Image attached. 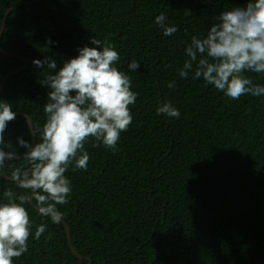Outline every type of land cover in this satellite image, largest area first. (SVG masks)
Wrapping results in <instances>:
<instances>
[{"label": "trees", "instance_id": "16d2710c", "mask_svg": "<svg viewBox=\"0 0 264 264\" xmlns=\"http://www.w3.org/2000/svg\"><path fill=\"white\" fill-rule=\"evenodd\" d=\"M36 0H0V28L12 5ZM246 0H40L8 16L0 50V100L17 112L5 142L19 153L17 138L30 140L25 118L42 127L48 70L32 61L44 56L58 68L94 36L108 37L120 53L118 69L131 77L133 122L115 154L85 145L87 171H72L63 225H53L28 206L35 225L48 223L39 241L14 264H264V97L229 100L203 79H182L192 36L204 37L218 14ZM161 12L179 31L165 37L155 23ZM187 31V35L185 34ZM51 38L52 45L45 44ZM135 60L140 68L128 71ZM27 62V63H26ZM264 85V76L249 73ZM175 80V89L167 87ZM171 102L180 117L158 116ZM39 140V132L35 143ZM11 147V146H9ZM20 161L17 160L16 163ZM5 172L8 170L5 169ZM0 177V198L15 185ZM8 182V183H7ZM51 233L45 242L44 237Z\"/></svg>", "mask_w": 264, "mask_h": 264}, {"label": "clouds", "instance_id": "9594fccd", "mask_svg": "<svg viewBox=\"0 0 264 264\" xmlns=\"http://www.w3.org/2000/svg\"><path fill=\"white\" fill-rule=\"evenodd\" d=\"M218 20L206 36L191 37L179 77L186 79L191 73L192 79H203L229 100L264 97V85L248 75L264 76V0H246L243 6L223 10ZM166 21V13L161 12L154 23L165 37H171L179 29ZM54 43L51 38L45 41L46 46ZM89 44L78 47V54L59 68L48 56L32 61L35 68L48 70L40 83L48 89L43 104L45 121L39 129L31 122L30 136L37 137L39 132L34 146L30 140L17 138L18 146L25 149L22 154L5 142L6 130L17 112L11 103L0 100V176L15 185V190L6 188L0 198V264H14L29 252L30 238L39 241L48 232V223L41 222L33 233L28 206L53 225L65 222L60 206L68 205L72 195L66 173L70 167L74 172L87 171L91 157L85 145L94 142L93 147L103 145L115 154L121 134L133 122L130 106L139 93L131 90V77L116 67L120 53L108 37L100 40L94 36ZM140 67L138 61L128 62L130 72ZM167 87L175 89L176 81ZM156 114L180 117L170 101L158 105ZM50 237L51 233L45 236V242Z\"/></svg>", "mask_w": 264, "mask_h": 264}, {"label": "water", "instance_id": "95a60500", "mask_svg": "<svg viewBox=\"0 0 264 264\" xmlns=\"http://www.w3.org/2000/svg\"><path fill=\"white\" fill-rule=\"evenodd\" d=\"M39 2H40V0H36V1H34V2L18 3V4H15V5L10 6V7L5 11V13H4V15H3L2 24H1V28H0V38H1V36L3 35L4 29H5V26H6V22H7V18H8V16H9V14H10L14 9H16V8H18V7H23V6H30V5H33V4H36V3H39ZM0 54H1V55H4V56H9V57H13V56H14L13 54L7 53V52L2 51V50H0ZM26 63H27V62H26ZM27 67H28V66H26V67H24V68H22V69L15 70V71H12V72H10V73H7V74L3 77V79H2V81H1V83H0V94H1V92H2V90H3V88H4V85H5L6 81H7L11 76H13V75H15V74H17V73H20V72H22V71H24ZM20 115H22V116L25 118V120H26V122H27V124H28L29 130H30V133H31V131H32V128H31V120L29 121V120H28V116L25 115V114H20ZM31 143H32L33 146L35 145V137H32V136H31ZM21 159H22V157H21ZM0 177L7 181V178H4V177H2V176H0ZM10 182H11V181H10ZM62 225H63L64 230H65L67 246H68L70 252L72 253V255H73L78 261H83L84 258H83L82 256H80V255L75 251V249H74L73 246H72V243H71V237H70V231H69L68 226L66 225L65 222L62 223ZM88 264H91V262L88 261Z\"/></svg>", "mask_w": 264, "mask_h": 264}]
</instances>
